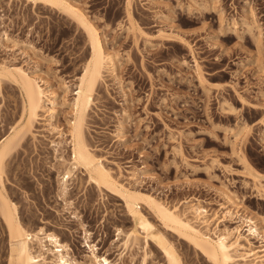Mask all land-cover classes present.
<instances>
[{
    "label": "rangeland",
    "instance_id": "1",
    "mask_svg": "<svg viewBox=\"0 0 264 264\" xmlns=\"http://www.w3.org/2000/svg\"><path fill=\"white\" fill-rule=\"evenodd\" d=\"M71 1L117 59L115 71L103 73L92 95L84 128L88 146L123 184L130 182L131 171L140 170L144 178L132 184L179 207L187 218L192 216L184 202H201L213 223L209 230L218 224L232 242L238 241L237 264H264V236L245 242L240 221L255 218L264 231V0H132L128 9L127 0ZM128 12L142 34L132 29ZM251 15L261 32L259 54L250 35L254 31L244 26ZM88 45L84 31L66 15L0 0V64L22 67L42 80L48 96L57 99L52 122L60 130L71 119L68 103L89 58ZM21 99L16 86L0 84V140L18 120ZM51 129L47 113L40 112L34 138L27 135L6 166L5 188L21 223L32 232L44 227L58 235L78 262L87 255L85 229L98 254L112 263L124 253V264H166L158 248L151 242L145 246L142 237L124 250V236L134 228L123 203L89 184L81 170L69 182L65 199L70 205L64 206L56 175L66 167L70 147L59 129ZM239 129L241 140L234 142ZM56 157L66 161L64 167ZM243 160L260 174L256 182ZM226 209L231 218H223ZM143 213L182 264H210ZM7 249L0 223V264L6 263Z\"/></svg>",
    "mask_w": 264,
    "mask_h": 264
},
{
    "label": "bare ground",
    "instance_id": "2",
    "mask_svg": "<svg viewBox=\"0 0 264 264\" xmlns=\"http://www.w3.org/2000/svg\"><path fill=\"white\" fill-rule=\"evenodd\" d=\"M17 1H23L35 8L44 7L56 10L58 13L69 17L84 31L90 53L84 65L83 73L78 78L76 93L68 103L71 119L66 122V128L62 130L53 126L52 121L56 116L54 105L58 103L56 97L50 98L51 96L48 94L49 90L42 88L40 85L42 80L36 74L27 72L22 67L7 63L0 64V84L8 82L16 86L22 97L21 113L18 120L11 126L9 133L0 140V223L6 234L8 246L5 264H124L122 261L124 253L119 254L118 263H112L107 256L99 255L97 247L94 244L91 245L90 233L85 231V229L83 231V246L87 249V255L84 257V262H78L74 258L69 245L63 243L58 235L53 232H45L44 227L37 228L36 232H32L21 223L17 206L10 200L5 188L6 166H8L9 159L22 146L25 137L33 135V125L40 118V112L47 113V121L51 128L53 130L59 129V137L67 138V144L70 147V158L67 164L62 157L55 158L57 161L61 160L59 163L60 167H64L66 164V167L62 169L63 171L57 170L56 175L58 196L63 200L65 207H69L70 205L65 199L69 192V182L72 181L75 172L81 170L85 173L89 184L93 185L100 192L104 191L117 197L123 203L125 212L133 224L132 228H134L124 236L122 244L124 250L128 251L127 249L131 246H136L139 237H142L145 246L151 242L158 248L161 254H163L166 264H182L181 257L179 258L180 255L177 254L173 245L170 241L166 240V237L163 236L164 233L162 234V231L158 230L147 219L146 214L143 213L144 210L147 215H152L155 218L161 229L163 228L165 231L177 236L180 240L185 241L208 263L237 264L238 256H236V252L240 247L237 243L238 241L232 242L234 240H230L229 231L226 233L224 230L223 232L218 230V224L214 225V229L209 230L210 225L213 223H211L208 217L207 210L200 204L201 202H184L185 211L192 216V219L187 218L188 216L186 217L184 212L179 210V207L169 206L152 193L140 189L138 184L135 186L132 184V182L137 183V180L144 178L145 175L140 170L131 171L129 176L127 175V179L130 182L123 184L113 174L112 170L105 166L96 156L94 150L88 146L84 128L87 111L92 103V95L102 80L103 73L108 72L112 74L115 71L117 59L114 54L105 48L98 29L92 24L84 10L71 0ZM131 2L132 0H127V9L130 8ZM193 4L198 5L197 2ZM130 16L128 12L127 17L132 25V29L142 34L140 29L132 23ZM250 17V21L244 22V26L248 33L254 31L250 35L259 54L261 52V32L255 23L254 16L251 15ZM4 39L10 41L5 34ZM12 44L13 46L16 45L14 42ZM261 69L264 70L263 67ZM198 79L201 84L204 83L200 72H198ZM42 84L44 83L42 82ZM46 103L52 105L48 110L45 107ZM65 103L66 101L63 98L61 105ZM241 132L242 130L239 129L233 133L234 142L241 140ZM60 145L61 142L55 144V152L58 151ZM243 164L244 169L255 182L261 178L260 174L253 170L246 161L243 160ZM223 195L226 202L230 203L231 208L234 207V203L229 196L226 193ZM140 205L144 206V209L141 207V210ZM230 210H225L223 218L232 217ZM71 215L74 219H78L75 212H72ZM240 221L245 225V232L247 233L244 239L242 237L245 242L250 243V239H259L260 236H264L263 228L258 225L255 218L246 217L243 220L241 218ZM57 225L60 226L56 224V227ZM203 228L206 230L204 231ZM118 234H120V231ZM143 254L141 255L143 256L142 263H144L147 253Z\"/></svg>",
    "mask_w": 264,
    "mask_h": 264
}]
</instances>
